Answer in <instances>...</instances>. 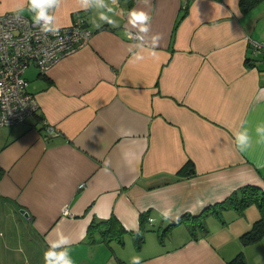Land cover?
<instances>
[{
    "label": "crops",
    "instance_id": "crops-1",
    "mask_svg": "<svg viewBox=\"0 0 264 264\" xmlns=\"http://www.w3.org/2000/svg\"><path fill=\"white\" fill-rule=\"evenodd\" d=\"M107 2L119 27L78 0L52 11L57 26L82 16L92 36L44 73L31 65L37 115L0 125V264H44L57 232L71 238L74 264L136 255L141 264H231L238 254L264 264V234L242 239L261 217L256 202L206 210L194 234L185 223L241 186L264 190V57L251 46L264 41V0L247 10L240 0ZM134 8L152 17L139 62L125 32ZM8 11L34 15L28 0H0ZM152 34L161 36L154 57ZM46 124L57 134L46 136ZM244 130L251 146L241 151L234 134ZM111 215L122 241L89 240L88 226ZM177 216L187 218L161 238Z\"/></svg>",
    "mask_w": 264,
    "mask_h": 264
},
{
    "label": "built area",
    "instance_id": "built-area-1",
    "mask_svg": "<svg viewBox=\"0 0 264 264\" xmlns=\"http://www.w3.org/2000/svg\"><path fill=\"white\" fill-rule=\"evenodd\" d=\"M58 28L57 35L45 34L22 12L0 13V125L21 122L38 111L24 76L29 66L46 72L61 57L87 44L93 33L79 15L70 25ZM251 46L256 56L264 57V41H252ZM45 130L46 136L57 134L51 125L46 124Z\"/></svg>",
    "mask_w": 264,
    "mask_h": 264
},
{
    "label": "clouds",
    "instance_id": "clouds-1",
    "mask_svg": "<svg viewBox=\"0 0 264 264\" xmlns=\"http://www.w3.org/2000/svg\"><path fill=\"white\" fill-rule=\"evenodd\" d=\"M144 5H148L150 0H140ZM62 3V0H28L29 11L33 15V23L40 27L41 32L53 35L59 33V28L56 25V17L52 14V11L58 8ZM115 4L116 0H112ZM79 8L82 10H89L92 8L101 10L99 11V20L104 21L111 25L112 27H119L116 20L110 18L107 13H113L114 9L109 6L107 0H78ZM128 25L125 32L129 40L136 43L137 49L139 51L133 52L132 62H139L145 59L142 52L145 48L144 39L145 36L151 32V21L152 17L148 12L142 9H131L127 13ZM99 26V25H97ZM135 29V31H132ZM161 36L159 34L151 35V43L148 45L147 49L150 50L151 55L154 57L156 55L155 49L159 46ZM131 51V49H129ZM258 134H264V126L257 127ZM237 147L241 151H245L251 146V138L247 130L240 131L234 134ZM107 163V162H106ZM161 215L165 220L172 217L170 209H162ZM178 219V216L176 217ZM139 232L137 226V233ZM49 247L43 254L44 264H74V261L70 255V248L72 240L69 236L65 235L63 232H57L55 239L49 240ZM130 264H141V257L136 255L131 258Z\"/></svg>",
    "mask_w": 264,
    "mask_h": 264
},
{
    "label": "trees",
    "instance_id": "trees-1",
    "mask_svg": "<svg viewBox=\"0 0 264 264\" xmlns=\"http://www.w3.org/2000/svg\"><path fill=\"white\" fill-rule=\"evenodd\" d=\"M259 0H240L241 7L244 10H247L248 8L252 7L254 4H256ZM38 113L34 112L33 116H36ZM184 168H182L179 171H183ZM254 201L256 202L261 211V217L257 219L252 227L243 233L242 239L243 242L248 243L256 238H258L260 235L264 234V216H262V213H264V190L261 188L255 186V185H245L241 186L237 190L233 191L230 195H228L226 198H224L222 201H219L212 206H208L205 210H203L199 215L196 217L192 216L190 218H187L188 221H185L186 225L188 226L191 233H195V229L198 227L203 228V218L206 214V210H209V212H215L221 208H228V207H235L239 209L244 204H248L249 202ZM186 218H179L175 220L174 222H171L168 226L165 227L162 231H160L159 236L162 238L167 228L174 225L175 223L181 222L185 220ZM143 231L144 227H140L139 232L135 233V236L137 238V243L140 244V242L143 239ZM125 229L121 226L117 218L113 215H111L107 219L102 220H96L92 222L88 226V239L93 240L96 234H99L104 240H112V239H118L119 241H122V236L125 233ZM231 264H245V260L242 256V254L236 255L234 258L230 260Z\"/></svg>",
    "mask_w": 264,
    "mask_h": 264
},
{
    "label": "rangeland",
    "instance_id": "rangeland-1",
    "mask_svg": "<svg viewBox=\"0 0 264 264\" xmlns=\"http://www.w3.org/2000/svg\"><path fill=\"white\" fill-rule=\"evenodd\" d=\"M33 73H34V69L31 68V66H30V68H28V69L26 70V72H25L24 75H25L26 77H29V76L32 75ZM81 183H83V182H81ZM79 185H80V183H79ZM79 185H78V187H80ZM83 186H84V184H83ZM83 186H82V187H83ZM80 188H81V187H80Z\"/></svg>",
    "mask_w": 264,
    "mask_h": 264
},
{
    "label": "water",
    "instance_id": "water-1",
    "mask_svg": "<svg viewBox=\"0 0 264 264\" xmlns=\"http://www.w3.org/2000/svg\"><path fill=\"white\" fill-rule=\"evenodd\" d=\"M19 212L22 213L24 216L28 215V212L24 208H20Z\"/></svg>",
    "mask_w": 264,
    "mask_h": 264
}]
</instances>
